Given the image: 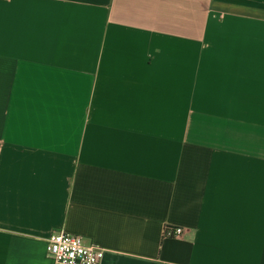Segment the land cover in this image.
<instances>
[{"label": "crops", "instance_id": "1", "mask_svg": "<svg viewBox=\"0 0 264 264\" xmlns=\"http://www.w3.org/2000/svg\"><path fill=\"white\" fill-rule=\"evenodd\" d=\"M59 230L264 264V0H0V264Z\"/></svg>", "mask_w": 264, "mask_h": 264}, {"label": "built area", "instance_id": "2", "mask_svg": "<svg viewBox=\"0 0 264 264\" xmlns=\"http://www.w3.org/2000/svg\"><path fill=\"white\" fill-rule=\"evenodd\" d=\"M183 228L165 227L164 235L178 236ZM105 248L79 234L59 230L47 239L46 256L52 264H101Z\"/></svg>", "mask_w": 264, "mask_h": 264}]
</instances>
